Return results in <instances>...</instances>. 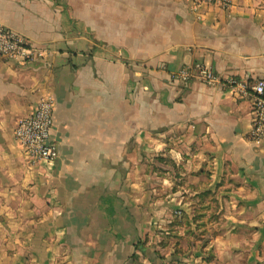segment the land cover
I'll return each instance as SVG.
<instances>
[{"label":"crops","instance_id":"1","mask_svg":"<svg viewBox=\"0 0 264 264\" xmlns=\"http://www.w3.org/2000/svg\"><path fill=\"white\" fill-rule=\"evenodd\" d=\"M231 1L0 0L47 51L0 58V264H264L253 99L171 78L196 62L264 77V0ZM43 96L51 164L16 135Z\"/></svg>","mask_w":264,"mask_h":264},{"label":"built area","instance_id":"2","mask_svg":"<svg viewBox=\"0 0 264 264\" xmlns=\"http://www.w3.org/2000/svg\"><path fill=\"white\" fill-rule=\"evenodd\" d=\"M196 6L203 3L219 4L224 8L232 6L231 0H193ZM197 10V7H196ZM47 51L36 48L28 40L0 23V58L19 60L24 63L45 58ZM171 78L188 82L200 80L208 85L217 86L241 97L253 99L255 119L248 134V139L258 145L264 143V77L254 85L234 77L217 74L211 67L201 62L187 65L171 73ZM53 102L43 96L36 104L35 111L20 121L16 135L22 148L35 162L53 163L59 156V147L52 140Z\"/></svg>","mask_w":264,"mask_h":264},{"label":"rangeland","instance_id":"3","mask_svg":"<svg viewBox=\"0 0 264 264\" xmlns=\"http://www.w3.org/2000/svg\"><path fill=\"white\" fill-rule=\"evenodd\" d=\"M177 147V146H175ZM152 160H145V159H142V160H139V165L140 167H143V168H146L148 164H151ZM155 164H157L158 166L162 167V162H158L155 160ZM158 195H156V197H159L160 196V192L157 193Z\"/></svg>","mask_w":264,"mask_h":264},{"label":"trees","instance_id":"4","mask_svg":"<svg viewBox=\"0 0 264 264\" xmlns=\"http://www.w3.org/2000/svg\"><path fill=\"white\" fill-rule=\"evenodd\" d=\"M159 158H160V157H159ZM160 161H163L162 158H160ZM178 213H179V212H178ZM178 218H179V215H178ZM174 225H178V223L176 222V218H175Z\"/></svg>","mask_w":264,"mask_h":264}]
</instances>
